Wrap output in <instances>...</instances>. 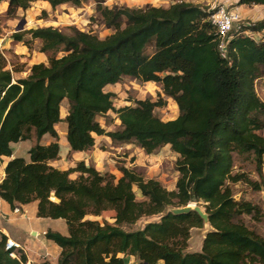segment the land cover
<instances>
[{
    "label": "trees",
    "instance_id": "16d2710c",
    "mask_svg": "<svg viewBox=\"0 0 264 264\" xmlns=\"http://www.w3.org/2000/svg\"><path fill=\"white\" fill-rule=\"evenodd\" d=\"M35 1L7 0L5 15L14 17ZM40 1L55 8L65 3L79 7L88 0ZM104 1L94 0L100 24L112 29L104 38L75 26L69 33L52 26L14 32L16 42L25 35L40 40L39 51L47 59L17 80L0 56V159L12 155V143L34 139L28 160L14 157L6 163L0 197L13 208L37 201L38 217L65 221L66 235L45 232L60 247L57 261L41 264H125L130 255L141 264H264V236L243 222L246 215L258 218L260 209L235 200L227 184L241 179L231 174L239 155L252 154L261 173L264 137L258 131L264 128V103L255 81L264 76V41L235 35L223 57L208 13L198 5L105 6ZM239 4L264 5V0ZM243 28L260 30L264 19ZM124 77L160 85L176 102L178 116L162 120L155 115V107L166 102L162 97L114 107V94L105 87ZM109 111L117 114L120 129L107 131L97 120ZM62 120L73 151H90L94 135L132 142L146 154L168 145L177 154L175 189L125 166L118 168L120 176L101 173L85 161L65 170L52 166L60 150L55 125ZM45 134L52 138L48 144L40 142ZM73 172L76 178L70 177ZM134 186L144 200L136 199ZM199 200L211 230L200 251L185 252L190 229L201 227L203 220L193 211L172 214L167 209ZM107 210L115 213L113 224L86 218ZM153 215H160L158 221L140 229L122 228ZM5 241L2 236L0 264H24L26 256H11Z\"/></svg>",
    "mask_w": 264,
    "mask_h": 264
},
{
    "label": "rangeland",
    "instance_id": "374dc122",
    "mask_svg": "<svg viewBox=\"0 0 264 264\" xmlns=\"http://www.w3.org/2000/svg\"><path fill=\"white\" fill-rule=\"evenodd\" d=\"M130 1L131 3H137L133 2L134 0ZM220 2L226 4V6L231 5V9L235 12H241V7L243 6L242 4H238V0H233L232 2L230 0H220ZM115 4L121 5V3H116L115 0H109L107 4L105 1L102 3V5L105 6H112ZM6 8L7 0H4L0 3V56L5 63V68L11 71L14 80L26 77L33 64L40 62L47 63L46 56L39 51L41 45L40 40L31 39L29 35H25L20 42H16L12 38V34L16 32V28L23 21L22 30L52 26L59 28L64 33H69L70 27L75 26L99 38H104L112 33V29L106 28L104 25L100 24L95 10L94 0H88L79 7L65 3L55 8H51L46 2L35 1L32 2L30 7L26 10L18 9L14 17H7L5 15ZM249 8H253L254 12H251L252 15L250 18H243L245 22L255 23L259 19H264V9L252 7V5L246 7L247 10H249ZM260 37L264 39V34L256 37V39L258 40ZM105 90L111 91L114 94L113 104L116 108L134 105V101L137 99L149 98L152 101H157L159 97H162L166 102L163 106L155 107V115L162 120H171L176 118L179 114L176 102L172 98L166 97L162 93L161 86L154 82H142L137 79L124 77L120 82L112 86H106ZM255 90L257 96L264 103V76L256 79ZM63 111L64 108L61 107V112ZM97 120L107 131L121 128L117 114L113 111H109L107 114L97 117ZM61 126L62 124H59V127ZM58 130L61 131L60 128ZM258 133L264 137V128L259 130ZM105 138L108 143H111V145L109 143L110 147L113 145V148L109 149L106 142L99 141V146L105 153L102 155L100 161V163L104 165V168L100 170L101 173H112L116 176H120L118 168L120 166H125L142 173L145 178H154L158 180L169 190L175 189V183L179 176L175 167L177 154L174 153L168 145L167 147L162 146L154 153L146 154L142 148L132 142L119 143L109 140L106 136ZM31 141L34 142V139L32 138ZM31 141H26L24 145L27 146ZM18 154H20V156H26V153L23 151H20ZM77 162H75V165ZM85 163H92L94 165L92 161ZM106 164L107 168L105 167ZM231 174L241 175V179L237 182L227 181V184L231 188L233 198L237 201H251L260 209V214L257 216L258 218H251L246 215L243 216V222L257 234L264 236V155L261 173L257 168L253 155L243 154L235 158L231 168ZM77 175V172H73L70 177L76 178ZM253 182L260 184V189H255L252 185ZM133 191L137 200H144V197L135 186L133 187ZM192 203L200 206V208L205 211V203L203 201L199 200ZM114 215L115 213L112 210H107L103 211L98 216L88 215L86 218L98 220L100 223L106 221L113 224ZM158 219L159 215L143 216L134 224L124 225L122 228L126 231L137 230L142 228L147 222L156 221ZM210 229L211 227L208 223H204L199 228H191L187 247L184 251H200L204 235ZM125 259L127 260L125 264H141L136 257L131 255L125 256Z\"/></svg>",
    "mask_w": 264,
    "mask_h": 264
},
{
    "label": "crops",
    "instance_id": "0c3cea01",
    "mask_svg": "<svg viewBox=\"0 0 264 264\" xmlns=\"http://www.w3.org/2000/svg\"><path fill=\"white\" fill-rule=\"evenodd\" d=\"M40 1V0H39ZM44 2V1H43ZM109 0H105L107 4ZM116 3L126 4L130 7H143L146 4H151L154 6H163L167 7V0H134L131 3L130 0H115ZM248 5L252 7H259L264 9V5L259 4H243L241 7L240 15L244 19L250 18L254 12L253 8L246 9ZM252 12V13H251ZM261 20V19H259ZM258 21V20H257ZM112 86V85H108ZM107 86V87H108ZM61 107L64 108V111L61 112ZM60 107L61 117L64 118L67 114V103L63 100ZM59 124H62L59 127ZM55 128L58 133V142L60 145L59 156L57 159L50 161V164L59 169H68V167H73L77 161L94 162L95 167L98 171L104 168V165L100 163L102 155L105 154L104 151L100 148L99 141L106 142L108 148H113V145L110 147L105 136L94 135L95 143L93 148L90 151H73L70 149V146L66 140V131L67 126L66 122L63 120L58 122L55 125ZM61 129L59 131L58 129ZM100 138V139H99ZM110 140V139H109ZM26 141H19L11 144L12 155L3 156L0 159V179L4 178V168L6 163L14 157H23L28 160L29 154L28 150L33 145V142L24 145ZM52 141V138L45 134L41 138L42 144H48ZM167 145H164V147ZM20 151L26 153V156H20L18 154ZM107 168V164L105 165ZM101 172V171H100ZM116 174V173H115ZM15 208L18 209V212L14 211V208L11 207L4 199L0 197V239L2 236H5L6 239H10L20 245V248H16L15 252L19 254L22 252L26 256V262L24 264H41L43 261H49L55 263L60 254V247L55 244L53 241L49 240L45 236L47 230H55L61 234H67V227L65 221L61 218L52 219L38 217L36 215L37 210V201H32L28 204L17 205ZM127 261V260H126Z\"/></svg>",
    "mask_w": 264,
    "mask_h": 264
},
{
    "label": "built area",
    "instance_id": "2783aa9c",
    "mask_svg": "<svg viewBox=\"0 0 264 264\" xmlns=\"http://www.w3.org/2000/svg\"><path fill=\"white\" fill-rule=\"evenodd\" d=\"M230 1L232 2L233 0ZM174 2L193 3L208 13V20L215 28L216 49L223 57H226L229 43L235 35L243 34L257 42L264 41L262 37L258 40L256 39V37L264 34V28L260 30L243 28V26L248 25L249 22H245L239 12L232 10L231 5L226 6V4L220 2V0H167L168 6ZM1 181L2 179H0V182ZM14 211L18 212V209L14 208ZM16 248H20L18 243L10 239H6L5 249L11 250V256L13 257H19V255L15 252Z\"/></svg>",
    "mask_w": 264,
    "mask_h": 264
},
{
    "label": "water",
    "instance_id": "95a60500",
    "mask_svg": "<svg viewBox=\"0 0 264 264\" xmlns=\"http://www.w3.org/2000/svg\"><path fill=\"white\" fill-rule=\"evenodd\" d=\"M23 23H24V21L16 28V32L17 31H21L22 30V26H23ZM51 198H53L54 199V195L53 194H51ZM190 211H193V212H195V213H197L198 214V216L203 220V224L204 223H208V216H207V214H206V212L205 211H203L201 208H200V206H198V205H196V204H194V203H189V204H187V205H185V206H179V207H169L168 209H167V212H170V213H172V214H184V213H188V212H190ZM159 217H160V215H159ZM156 221H158V220H156ZM150 222H153V221H150ZM209 224V223H208ZM210 226V225H209ZM194 228V227H193ZM211 230V229H210ZM208 232V231H207ZM206 232V233H207ZM205 236V235H204Z\"/></svg>",
    "mask_w": 264,
    "mask_h": 264
}]
</instances>
